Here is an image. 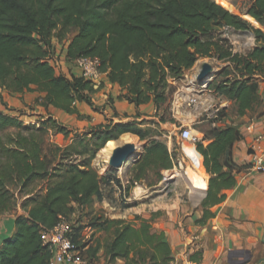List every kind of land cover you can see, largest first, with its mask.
<instances>
[{"label":"trees","instance_id":"1","mask_svg":"<svg viewBox=\"0 0 264 264\" xmlns=\"http://www.w3.org/2000/svg\"><path fill=\"white\" fill-rule=\"evenodd\" d=\"M224 26L251 32L252 49L234 53L220 35ZM61 42L71 63L78 57H97L105 81L119 87L117 100L133 105L137 112L132 119H109L82 134L48 116L41 128L68 139L63 147L44 143L33 133L13 132L0 141V212L10 207V182H20V189L39 180L45 183L40 193L21 202V211L12 219L13 231L0 238V264H47L50 252L40 233L58 216L69 219L76 208L101 201L102 186L114 184L125 192L130 183L144 179L146 169L172 167L166 143L158 140L145 147L126 184L109 172L98 176L91 162L107 141L123 133L145 140L138 108L151 104L158 110L167 102L169 80H180L197 60L215 57L229 63L209 89L231 101L239 117L253 115L261 105L256 78L264 80V0H0V89L12 96L36 92L34 102L45 111L80 115L77 103L98 111L91 95L104 80L93 82L78 71L59 72L52 58ZM0 104V130L30 128L22 125L18 110L8 108L1 98ZM112 114H118L114 106ZM212 121L202 131L209 142L196 144L209 175L200 202L202 214L195 220L198 225L213 216L210 208L221 203L224 191L236 183L231 148L243 137L240 128L224 122L211 126ZM152 219L135 215L134 221H124L96 215L85 226L102 231L104 240L97 239L94 245L81 241L74 225L72 240L86 264L97 260L100 252L107 264L117 259L123 264H169L171 248L165 234L153 229ZM201 253V248L195 250L190 260L199 264Z\"/></svg>","mask_w":264,"mask_h":264},{"label":"rangeland","instance_id":"2","mask_svg":"<svg viewBox=\"0 0 264 264\" xmlns=\"http://www.w3.org/2000/svg\"><path fill=\"white\" fill-rule=\"evenodd\" d=\"M236 1L242 3L247 2V0ZM220 35L231 44L233 52L237 54L243 55L248 53L255 44V38L251 32L236 31L232 28L224 26L220 28ZM63 44L64 43L61 42L60 44L55 45L56 52L53 55L52 63H54L59 72L69 74V71L71 70L76 69L77 71V67L74 65L73 61L71 63L65 58L63 51V47L65 45ZM203 62L208 63L212 68L213 74L210 77V82L222 77L223 72L227 70V65H229V63H227L226 61L218 60L215 57L199 59L191 69L184 73L182 79L176 86H169L170 89L168 91L167 102L165 104H163L158 110L153 109L154 111L150 113H148L146 110H143L141 112L139 111L141 116H143L142 124L140 127L147 133V138L145 140H140L135 134H129L131 136L132 144L135 146L134 156L132 157V159H130V161L125 162L119 169L116 170L114 168L105 166L107 157L104 158L105 156L99 153L100 150L96 153L94 159L91 162V166L94 171H96L98 176L103 177L109 172L113 176L121 175V177H123L124 174L130 170V167H132L136 163V161H140L139 158H141V155H143L144 146L147 145V143H149L151 140H158L168 144L166 145L172 155L173 165L171 169H166L163 174H160V177L156 176V171L158 169L153 170L151 168L149 169L148 174L143 177L146 180V183H156L160 181L159 188L155 189L156 192L153 191L152 195L159 196L161 193H167V196L169 198H174L175 196H178L179 198L187 197L189 195L191 199H193V197H195L196 195L199 196L200 192L191 186L190 182L186 178V175L184 174L185 172H187V170H190L192 172H194L195 170L190 167L187 157L183 155L180 150V152H176V150L179 149L180 146L176 140V133L177 128L188 125L195 131H203L208 129L209 119L203 117H206L208 111L212 108L213 105L218 104L222 100L221 96L216 95L208 89L207 84L205 86H202L201 84L194 81L189 82V76L192 75L193 71ZM256 79L262 80L261 78ZM104 86L105 85L103 84L101 88ZM176 89L182 92L184 91V95H194L198 97V103L196 105L186 106L185 104H183L178 107V109L180 110L183 109L184 117L189 115L190 113L196 115L195 120L191 123H182L175 120V112L178 106L176 104V97L174 93ZM103 91H105V88ZM103 91L101 93H95L91 95L92 100L95 103L94 105L98 108V111H94L93 108L79 103L77 104V108L80 115H70L55 111L52 108H49V110L45 111L43 107L34 102V98L38 95L36 92L25 91L24 93L19 94L20 96L18 94H16L18 96H12L8 95L3 90H0V93L2 95L0 98L6 102L7 107L18 110L20 113V119H22L23 121L22 125L30 127L29 129L21 127V129L7 128L0 130V141L5 140L6 135L13 132H18L23 136H27L29 135V133H33L37 136H41L44 139V143L50 142L52 144L63 147L66 145V143L69 142L68 139H65L61 134L55 133L51 128L45 130V132L43 128H41L42 120L47 118L48 116H52L53 118L57 119L60 124L66 125L67 127L72 128L73 131H77L80 134L85 133L91 127L97 125L98 123L104 121L107 122L109 119H112L113 121L114 119L115 121L121 120L119 117H117V115L113 118L114 114H112V111H110L109 108L106 107L109 100L107 98V95L106 98H104L103 95L105 93ZM101 100H104V102H98ZM102 104L105 105L104 109L101 108ZM0 107L3 106H1L0 104ZM101 109L104 111L101 112ZM5 111L7 112V110ZM11 112L14 113V111H8V114H10ZM124 116L134 117V114L127 115V113H124ZM120 117L122 118V115ZM222 117H226V120H228L230 124H233V122L238 123L239 121V117L235 112V106L232 103L224 108ZM120 136L116 140H118ZM120 144H122L121 141L118 145ZM208 178L209 175L205 174L206 183L208 181ZM122 181L124 184L127 183L125 182V177L122 178ZM11 183L12 182L9 183V188L10 191L13 192V197H11V203L9 204L10 207L0 212V224L2 221L4 222L6 219L11 218L12 215L14 216L16 213L20 212L21 202L27 196H35L40 193L41 189H43L45 185L42 180H39L31 184L30 187L20 189V182L12 184ZM139 185L140 182H138V180H136V183L135 181H133L129 184L128 191L126 190L124 192L126 196H129L127 201H123V199L121 198L122 202L127 203L126 206L135 205L145 200L140 198V195L143 194V191L139 189ZM115 192L117 193V191H114V187L112 185L107 187V189H105L104 191L105 198L109 201L111 200V204H115ZM96 202L97 201L94 200L93 203L89 206L76 208L73 213L69 215V220L71 221L72 225H74L76 228L79 227V238L81 239V241L89 240V243H91V245H94L97 239L102 242L105 238V234L98 229L95 230L85 225H89L92 218L96 215H103L104 217L108 218V214L112 213V210L109 207L103 206L100 203ZM121 206L123 205L121 204ZM135 210H133V212ZM129 213L130 212H128V214ZM137 213L138 214H133V216H143V214L139 210H137ZM154 220L155 221H153L152 219V225L153 222H156V219ZM162 220L167 219L165 218ZM197 248L199 249V247ZM88 261L91 262L94 260Z\"/></svg>","mask_w":264,"mask_h":264},{"label":"crops","instance_id":"3","mask_svg":"<svg viewBox=\"0 0 264 264\" xmlns=\"http://www.w3.org/2000/svg\"><path fill=\"white\" fill-rule=\"evenodd\" d=\"M73 71H76V69L69 72ZM103 76L102 79L105 86L97 93H101L105 88V91H103L105 94L101 95L104 98H106V95L113 98V102H108L106 107L113 113L114 106L118 113L117 117L121 120L132 119L133 117H125L124 113L135 115L137 109L124 100H117L119 87L105 81ZM180 80H169V84L176 86ZM258 84L261 105L256 113L242 117L237 115L239 121L238 123L233 122V124H230L226 117L223 118L224 123L240 128L243 135L240 140L234 142L231 148V158L234 164L233 173L236 175V183L233 187L224 191L226 197L221 203L210 208L213 216L204 225L195 224V220L199 219L202 214L200 202L205 196L204 192L206 189L201 191L199 196L193 197V199L189 195L187 197L179 198L175 196L174 198H169L167 193H161L159 196L152 195V192H156L155 189L159 188L160 181L146 183L145 179L138 180L140 182L139 189L143 191L140 198L145 200L129 206H126V202H122L118 186L112 184L114 191H117L114 194L116 198L115 204H111L112 201L105 198L104 191L109 186H102L103 198L96 203H100L112 210V213L108 214V218L134 221L133 214H138L137 210L143 214L142 217L144 218L153 217V221L156 219V222H153L152 225L153 229L162 231L165 234L173 258L178 261V264H181L182 261L183 263L190 261L195 264V262L190 260V255L198 249L197 247L202 249L199 264H264V171L248 167L247 152L251 139L264 129V80H258ZM225 101L227 107L231 101ZM98 102L103 103L104 100ZM153 109L154 107L151 104H146L140 106L138 111L146 110L150 113L154 111ZM183 113V109L177 108L175 120L182 123H191L196 118L195 114L190 113L184 117ZM121 115L122 118L120 117ZM142 117L137 118V120H142ZM199 132L203 134L202 131L199 130ZM208 142L205 139L203 144L205 145ZM147 145L144 146V149ZM243 166L246 167L243 168ZM202 168L207 174L203 166ZM129 171L123 176L126 179L125 182L128 181ZM164 171L166 169L160 168L158 173L163 174ZM148 172L149 168L146 169V175ZM117 176L122 181L123 177L121 175ZM133 210L135 211L133 212ZM128 212L130 213L128 214ZM165 218L167 220H162ZM12 219L13 215L5 223L1 222L0 238L13 231ZM184 252L188 253V259L183 256ZM91 264L107 263H105L100 252L98 253V259ZM111 264H123V261L117 259Z\"/></svg>","mask_w":264,"mask_h":264},{"label":"built area","instance_id":"4","mask_svg":"<svg viewBox=\"0 0 264 264\" xmlns=\"http://www.w3.org/2000/svg\"><path fill=\"white\" fill-rule=\"evenodd\" d=\"M74 65L77 67L79 76L93 82H98L103 73L100 69V60L97 57H78L73 60ZM200 66V65H199ZM194 69V68H193ZM199 67H197L193 74L189 76V82H196L202 86L208 85L210 79L203 82L196 80V74ZM209 83V84H208ZM211 90V89H209ZM212 91V90H211ZM213 92V91H212ZM176 97V104H185L186 106H193L198 103V97L194 95H184V91L176 89L174 91ZM215 93V92H213ZM216 94V93H215ZM217 95V94H216ZM212 106L208 111L206 117L211 122V126H217L218 122H223L222 112L226 107L225 99ZM179 102V104H178ZM221 116V117H220ZM177 143L180 145L176 152H182L188 159L189 165L192 169L196 170L202 167V157L196 149L197 143H203L205 141L204 135L199 131H195L192 127L181 126L177 128L176 133ZM168 145V144H167ZM187 147L193 148L195 154L188 157L185 153ZM180 150V151H179ZM248 167L254 168L259 171H264V129L258 132L250 141L248 145ZM205 189H203L204 191ZM121 198L123 201H127L129 196H126L124 192H121ZM72 223L65 216H58L56 223L49 229H45L40 233V240L44 246L50 252V257L47 264H86L85 259L81 256L78 248H76L72 240ZM183 256L188 259V253L184 252ZM169 264H178V261L174 258ZM181 264H193L190 261Z\"/></svg>","mask_w":264,"mask_h":264},{"label":"water","instance_id":"5","mask_svg":"<svg viewBox=\"0 0 264 264\" xmlns=\"http://www.w3.org/2000/svg\"><path fill=\"white\" fill-rule=\"evenodd\" d=\"M212 74L213 71L211 66L208 63L203 62L200 64L195 78L198 82H203L209 80ZM134 152L135 146L132 143H122L120 145H116L107 156L105 166L117 170L125 162L132 159Z\"/></svg>","mask_w":264,"mask_h":264},{"label":"bare ground","instance_id":"6","mask_svg":"<svg viewBox=\"0 0 264 264\" xmlns=\"http://www.w3.org/2000/svg\"><path fill=\"white\" fill-rule=\"evenodd\" d=\"M120 141L122 143H132L131 136L129 135V133H125L121 135L118 140L107 141L104 146L100 149L99 153L105 156L104 158H106L111 152V150L116 145H118ZM185 153L188 157H190L195 154V151L193 150V148L187 147L185 149ZM184 174L186 175V178L190 182L191 186L194 187V189L198 190L199 192L203 191V189H206L207 183L205 180V172L202 167L196 169L194 172L187 170V172H185Z\"/></svg>","mask_w":264,"mask_h":264}]
</instances>
